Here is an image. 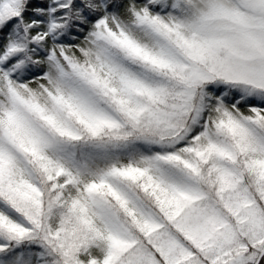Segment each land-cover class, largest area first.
Segmentation results:
<instances>
[{
  "label": "snow or ice",
  "instance_id": "6c2138e0",
  "mask_svg": "<svg viewBox=\"0 0 264 264\" xmlns=\"http://www.w3.org/2000/svg\"><path fill=\"white\" fill-rule=\"evenodd\" d=\"M0 264H264V0H0Z\"/></svg>",
  "mask_w": 264,
  "mask_h": 264
}]
</instances>
